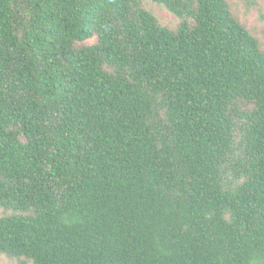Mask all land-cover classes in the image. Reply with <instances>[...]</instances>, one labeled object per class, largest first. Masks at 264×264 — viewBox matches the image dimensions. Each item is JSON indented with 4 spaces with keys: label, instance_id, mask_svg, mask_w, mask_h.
Listing matches in <instances>:
<instances>
[{
    "label": "trees",
    "instance_id": "16d2710c",
    "mask_svg": "<svg viewBox=\"0 0 264 264\" xmlns=\"http://www.w3.org/2000/svg\"><path fill=\"white\" fill-rule=\"evenodd\" d=\"M5 261L264 264V0H0Z\"/></svg>",
    "mask_w": 264,
    "mask_h": 264
},
{
    "label": "rangeland",
    "instance_id": "374dc122",
    "mask_svg": "<svg viewBox=\"0 0 264 264\" xmlns=\"http://www.w3.org/2000/svg\"><path fill=\"white\" fill-rule=\"evenodd\" d=\"M156 13L158 14V16L167 24H173L175 23V18L168 13L165 9L162 8H156ZM255 16H251V18L253 19ZM4 264H8L7 261L4 262ZM10 264V263H9Z\"/></svg>",
    "mask_w": 264,
    "mask_h": 264
}]
</instances>
